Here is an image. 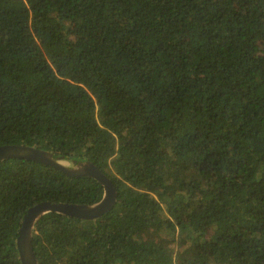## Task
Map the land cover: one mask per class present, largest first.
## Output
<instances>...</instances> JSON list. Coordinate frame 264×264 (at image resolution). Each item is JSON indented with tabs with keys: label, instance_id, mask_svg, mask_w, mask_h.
I'll list each match as a JSON object with an SVG mask.
<instances>
[{
	"label": "trees",
	"instance_id": "trees-1",
	"mask_svg": "<svg viewBox=\"0 0 264 264\" xmlns=\"http://www.w3.org/2000/svg\"><path fill=\"white\" fill-rule=\"evenodd\" d=\"M23 145L117 192L37 221L38 264H264V0H0V147ZM103 197L0 161V264L30 208Z\"/></svg>",
	"mask_w": 264,
	"mask_h": 264
},
{
	"label": "water",
	"instance_id": "water-1",
	"mask_svg": "<svg viewBox=\"0 0 264 264\" xmlns=\"http://www.w3.org/2000/svg\"><path fill=\"white\" fill-rule=\"evenodd\" d=\"M25 159L62 171L69 177H88L97 180L104 187V197L91 205L52 204L44 202L30 208L23 217L16 241L21 264H38L32 246V232L35 224L49 213L69 216L79 220H95L107 213L117 200V192L111 181L91 162L66 160L48 151L30 146L0 147V161Z\"/></svg>",
	"mask_w": 264,
	"mask_h": 264
}]
</instances>
